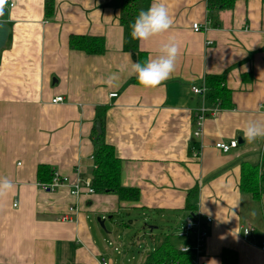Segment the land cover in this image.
I'll list each match as a JSON object with an SVG mask.
<instances>
[{
  "label": "crops",
  "instance_id": "obj_1",
  "mask_svg": "<svg viewBox=\"0 0 264 264\" xmlns=\"http://www.w3.org/2000/svg\"><path fill=\"white\" fill-rule=\"evenodd\" d=\"M44 1L11 0L1 18L10 32L0 50V177L14 188L0 197V264H144L156 242L135 256L116 235L128 223L111 220L104 233L98 218L104 225L121 209L157 213L173 223L165 235L176 237L192 213L185 203L195 186L196 208L213 222L204 264H221L225 248L237 251V264H264V194L255 201L239 190L241 166L259 163L264 148V139L249 144L241 131L249 121L264 122V0L215 10L207 0H156L174 23L148 41L131 38L109 0H54L50 18ZM152 3L139 0L135 17ZM73 34L103 36L106 52L69 49ZM170 39L180 49L172 78L155 89L131 83L136 52L148 59ZM208 73L225 74L234 107L207 118L197 136L206 94L192 87H204ZM111 74L117 79L109 86ZM98 115L105 142L121 158V184L140 190L136 202L96 190L75 197L69 187L44 191L37 183L40 164L72 182L90 178ZM230 140L238 143L227 152L215 147ZM245 226L252 232L245 235Z\"/></svg>",
  "mask_w": 264,
  "mask_h": 264
},
{
  "label": "trees",
  "instance_id": "obj_2",
  "mask_svg": "<svg viewBox=\"0 0 264 264\" xmlns=\"http://www.w3.org/2000/svg\"><path fill=\"white\" fill-rule=\"evenodd\" d=\"M236 0H207V8L209 10L227 8L234 6ZM54 0L44 1V17L50 18L55 10ZM107 6L121 10V22L130 34V24L134 21L135 15L139 8V0H109ZM208 10V17L213 15ZM69 49L79 50L87 55H103L105 48V39L100 35H81L73 34L69 39ZM147 59V53L141 50L136 52V62L144 63ZM131 83H138L135 76H132ZM204 87L207 89L206 104L219 105V108L230 109L234 107L232 103V89L226 86L225 74L208 73L204 78ZM107 105L102 106L103 112L107 109ZM96 121L101 122V116H97ZM102 124V122H101ZM104 126L102 124V132L98 133L95 125L91 129L92 137V164L91 172L92 186L96 191L108 194H114L119 201H138L140 198L139 188L124 186L120 181L121 174V158H119L113 145L106 143L104 140ZM260 162L256 165L245 162L241 166L239 190L247 193L255 201L259 200L264 194V149L260 156ZM37 180L39 182L49 183L52 180L54 170L49 165L40 164L37 167ZM187 201L185 208L191 212H196V203L198 199V186L187 191ZM176 237H178L176 235ZM173 234L160 235L161 240L156 242V247L146 257L144 264H189L193 258L192 252L181 253L179 251V242ZM180 238V237H178ZM187 243H192L191 236L180 238ZM190 240V241H189ZM182 243V244H184ZM221 264H237L238 253L233 249L222 250Z\"/></svg>",
  "mask_w": 264,
  "mask_h": 264
},
{
  "label": "clouds",
  "instance_id": "obj_3",
  "mask_svg": "<svg viewBox=\"0 0 264 264\" xmlns=\"http://www.w3.org/2000/svg\"><path fill=\"white\" fill-rule=\"evenodd\" d=\"M7 3L8 0H0V15L4 14ZM173 23V18L166 5L153 0L147 9L138 12L130 24V36L136 41H148L152 37L168 32ZM179 53L178 44L170 39L161 45L158 54L149 57L144 63H133L129 74L135 76L142 88L155 89L172 78ZM116 79V75L111 74L105 82L112 86ZM241 131L249 144L254 143L258 139H264V122L249 121ZM13 188L14 184L9 178L0 177V197L6 196Z\"/></svg>",
  "mask_w": 264,
  "mask_h": 264
},
{
  "label": "built area",
  "instance_id": "obj_4",
  "mask_svg": "<svg viewBox=\"0 0 264 264\" xmlns=\"http://www.w3.org/2000/svg\"><path fill=\"white\" fill-rule=\"evenodd\" d=\"M9 6H12L13 3L11 0H8ZM192 27L194 30L199 31L200 25L198 23H193ZM193 92L199 94L202 97H205L206 89L203 86L192 87ZM111 96H116L115 93L111 94ZM63 100V96H57L52 99L53 103H58ZM222 110L219 108V105H207L202 103V105L198 108V112L196 113V130L194 134L197 136L201 135V130L204 125V122L209 117H216ZM236 140H230L229 142H216L215 147L219 148L222 152H227L230 149L236 147ZM39 187L44 191H55L60 187H69V193L72 196L79 197V195L86 194L92 195L95 192V188L92 186L91 179L88 178L85 181L81 179H77L76 181H70L68 176H59L56 172L53 174V178L49 183L37 182ZM70 212H75V208L69 207ZM66 217V216H65ZM65 219V218H64ZM212 219L200 211L190 213L184 220V225L179 229L177 236L181 238L189 237L192 238V243L185 242L179 246V251L181 253L192 252L193 258L189 264H204V256H205V244L208 239V229L212 224ZM252 228L250 226L243 227V233L247 235L252 232ZM261 249L264 250V240L261 242ZM102 264H107V262L103 261Z\"/></svg>",
  "mask_w": 264,
  "mask_h": 264
},
{
  "label": "rangeland",
  "instance_id": "obj_5",
  "mask_svg": "<svg viewBox=\"0 0 264 264\" xmlns=\"http://www.w3.org/2000/svg\"><path fill=\"white\" fill-rule=\"evenodd\" d=\"M156 215L157 213H154L153 215L149 213L148 215L143 216L140 211L134 212L130 209H121L118 217L109 220L107 219V221L104 223L105 228H102V230L104 233H106L110 229L111 220H115L116 222L119 221L118 226L121 222L128 223V226L120 227V230L115 233L118 235V240L123 242V247H129L131 249V254L137 256L140 251H143L146 248L147 244L150 246V248L153 247L152 239L157 242L161 240L160 235L164 237L165 234H168L169 231H171L170 227L173 225V223L171 222L170 218L166 216L161 218L157 217ZM145 224H148V226L155 225L156 228L151 233L150 228H147ZM151 234H153L152 237H150ZM111 247L113 248L114 244H111Z\"/></svg>",
  "mask_w": 264,
  "mask_h": 264
},
{
  "label": "water",
  "instance_id": "obj_6",
  "mask_svg": "<svg viewBox=\"0 0 264 264\" xmlns=\"http://www.w3.org/2000/svg\"><path fill=\"white\" fill-rule=\"evenodd\" d=\"M2 17L3 15H0V50L6 46V42L8 40L9 37L8 35L10 32V25L7 22L2 21L1 20ZM96 130L98 133L101 132V126L99 122L96 123ZM98 221L100 226L104 227L103 220H101V218H98Z\"/></svg>",
  "mask_w": 264,
  "mask_h": 264
}]
</instances>
